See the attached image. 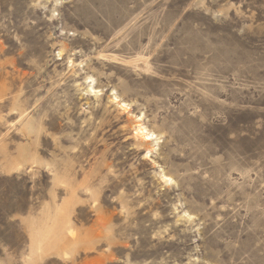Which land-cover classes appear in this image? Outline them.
Instances as JSON below:
<instances>
[{"label":"rangeland","instance_id":"1","mask_svg":"<svg viewBox=\"0 0 264 264\" xmlns=\"http://www.w3.org/2000/svg\"><path fill=\"white\" fill-rule=\"evenodd\" d=\"M0 264H264V0H0Z\"/></svg>","mask_w":264,"mask_h":264},{"label":"bare ground","instance_id":"2","mask_svg":"<svg viewBox=\"0 0 264 264\" xmlns=\"http://www.w3.org/2000/svg\"><path fill=\"white\" fill-rule=\"evenodd\" d=\"M88 80H91V82L93 83V78L90 77L88 78ZM90 93H92L95 96H98L101 94V91L97 90L95 88V85H90ZM112 102L122 111H128L130 110L131 104L127 103L123 98H121L117 92L113 91L112 94ZM136 125H135V139L146 148L147 151V155L152 154L153 151L155 150V147L159 144L160 141V137L159 135H157L155 132H153L152 130H150L144 123H142L143 118H139L136 117ZM153 144V147L151 148V145ZM162 179L164 181V183H169V182H173V179L166 176V175H162ZM186 215L191 217V215L187 214ZM63 220V219H61ZM61 226V225H60ZM68 226V222L63 223L61 228H64L63 230L69 232L72 235L71 229L67 228Z\"/></svg>","mask_w":264,"mask_h":264}]
</instances>
